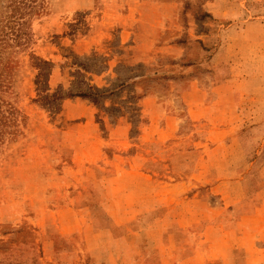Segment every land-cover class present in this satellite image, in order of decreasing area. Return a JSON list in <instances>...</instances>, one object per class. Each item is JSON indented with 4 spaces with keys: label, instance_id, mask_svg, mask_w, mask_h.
I'll return each instance as SVG.
<instances>
[{
    "label": "rangeland",
    "instance_id": "obj_1",
    "mask_svg": "<svg viewBox=\"0 0 264 264\" xmlns=\"http://www.w3.org/2000/svg\"><path fill=\"white\" fill-rule=\"evenodd\" d=\"M35 58L52 65L50 94L89 84L98 102L34 103ZM0 100L18 113L17 133L0 144V264H60L53 221L70 229L61 250L82 249L87 235L98 253L143 255L162 218L201 224L176 229L180 258L264 264V212L253 231L244 226L247 242L242 229L202 226L204 204L213 226L264 202L251 191L264 182V0H39L19 39L0 45ZM201 171L252 179L208 178L212 192L199 202L197 188L171 190ZM246 251L259 256L246 263Z\"/></svg>",
    "mask_w": 264,
    "mask_h": 264
},
{
    "label": "crops",
    "instance_id": "obj_2",
    "mask_svg": "<svg viewBox=\"0 0 264 264\" xmlns=\"http://www.w3.org/2000/svg\"><path fill=\"white\" fill-rule=\"evenodd\" d=\"M224 83H227V81H225ZM228 83H230V81H228ZM188 94L190 95L193 94V90L192 92ZM198 94H200L201 97L204 96L202 93H198ZM167 118H168L167 122L165 123V131L171 132V130L173 129L171 127L172 123L169 120L171 118L169 116ZM181 153L182 154L187 153V151H183ZM193 153H196V152H192V154ZM200 158H203V157H200ZM200 158L198 157V159ZM259 159L261 158L257 156L252 161L250 160L249 161L250 166H253L254 164H256V162ZM193 161L195 162V160ZM229 174H230L229 172L227 174L224 171H222L221 173H218L219 177L214 178L215 176H213L212 178L211 175L213 174H210L209 176L208 171L206 172L201 171V172H198L196 175L192 174V176L190 177L191 179L185 182L179 181V176H178L177 179H175L174 184H170L169 186L171 187V190L173 192L174 190L178 192L184 186L187 190H191L192 188H197V191L193 194L191 201L199 202L203 197L207 195L208 190L209 191L211 190L210 192H212V188L209 186L210 185L212 186L213 183L209 181L208 178L213 179L216 182H221V183H224V181L226 182L230 180H239L241 184H243L244 181H245V184L247 182L249 183L250 181L249 179H252L251 175H248V174L240 178L237 177L236 173H234V175L232 174V176H230ZM192 179L194 181H192ZM181 180H183V178H181ZM203 180H204V183L206 182L205 185H203L204 184L202 182ZM198 188H204V189L206 188V190H200ZM254 189L255 190L253 189L251 190L252 192L256 193L253 200H256V198L258 200V198H261V196L264 195V182H261L260 185L258 183L257 187L255 186ZM243 199L244 198H242V200ZM257 204L250 202L249 204L246 205L245 209H242L243 215H240L238 218H236V220L232 216H229L228 218L225 217L223 219L221 218L219 222L220 224H216L213 226H209L208 223L206 222L207 220L206 216H208L207 214L210 213L211 207H209V205L207 204H204V206H202L203 208L202 214L204 215L205 221L202 226H206V229L209 230L210 233H213V232L215 233V230H218L220 232H223L224 230L230 231L233 227L237 229H242L244 230V234L241 240H245L247 242L250 233L247 234L244 226H247L249 230L253 231V229H255L254 228L255 225L257 224L255 222H262L263 220V218L260 217L257 213L264 212V202L257 203ZM222 210L224 209L222 208ZM250 223L253 225L251 226ZM52 224L54 225V229H53L52 235L50 234V236L48 237V239L50 240L49 246L50 248H52V252H51L52 255L54 256L55 259L59 261L60 264H80V262L85 263V261H87L88 259L91 260L90 264H113L114 262L112 261L114 260L116 261L121 260V264H152L150 262L152 259L156 260L157 264H208L206 260L207 259L209 260V258H212L211 256H208L205 254L204 255L198 254V253L193 254L192 256H188L187 258H182V257L180 258L176 255V253L171 251L170 247L171 245H175L176 239H177L176 229H183L185 227L186 229L190 230V233H194L195 230L201 227V224L195 220L187 224H183L182 221L180 220H175L172 223L167 224L166 220H164L163 218L160 219L158 222L160 226L158 227L157 230L153 232V235H152L154 249L155 247H158V250L155 251L154 249H152L150 252H147V253L144 252L143 255L140 253L136 254L133 250L129 248H127L126 250H122V251L114 252V253L108 252V251H105L104 254H101L100 252L98 253L97 251H99V249L101 248L102 243L98 244V242L96 241L97 236H93L89 238L87 235L82 237V241H83L82 249L78 251L61 250L60 248L55 247V245L57 246L58 243H61V240L62 241L64 240L63 242L66 243V239H68L70 236L69 234L70 229L66 227L65 223H62L60 221H53ZM172 228H174L172 232L174 233V236L170 232V229ZM55 234L58 236L55 237ZM201 237L206 238V235L205 234L201 235ZM216 241H223V239H218ZM242 246H245V245L242 244ZM246 248H249V246ZM100 254L103 255L101 259L102 262L100 261V259H98V256ZM246 254L249 255L246 257V260H247L246 263L249 261L255 260L259 256V255L256 256L255 253L254 254L249 253L248 251H246ZM224 258L225 257H221V259H224ZM147 259L149 260L148 262H147ZM106 261H109V262H106ZM211 263L212 262H209V264ZM114 264H117V263L115 262Z\"/></svg>",
    "mask_w": 264,
    "mask_h": 264
},
{
    "label": "trees",
    "instance_id": "obj_3",
    "mask_svg": "<svg viewBox=\"0 0 264 264\" xmlns=\"http://www.w3.org/2000/svg\"><path fill=\"white\" fill-rule=\"evenodd\" d=\"M38 1L0 0V3L3 2L4 4V16L0 18V45H8L9 42H16L19 39L23 29L28 24V20L38 6ZM34 60L36 62L32 64V67L38 70L35 82L38 98L34 100V103L49 111H58L63 100L70 97L88 99L94 104L98 102L102 92L89 84L82 85L86 90L81 89L80 85H76V94L63 91L61 86L53 94H50L48 79L52 65L37 58ZM17 115L16 109L10 105H5L0 100V144L4 142L6 135L17 133ZM9 128L12 130L10 131Z\"/></svg>",
    "mask_w": 264,
    "mask_h": 264
}]
</instances>
